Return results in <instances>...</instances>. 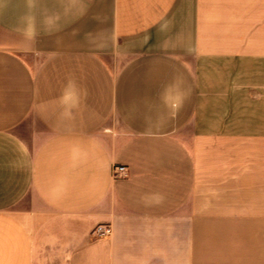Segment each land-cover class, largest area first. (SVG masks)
<instances>
[{
	"label": "crops",
	"instance_id": "0c3cea01",
	"mask_svg": "<svg viewBox=\"0 0 264 264\" xmlns=\"http://www.w3.org/2000/svg\"><path fill=\"white\" fill-rule=\"evenodd\" d=\"M0 264H264V0H0Z\"/></svg>",
	"mask_w": 264,
	"mask_h": 264
},
{
	"label": "built area",
	"instance_id": "2783aa9c",
	"mask_svg": "<svg viewBox=\"0 0 264 264\" xmlns=\"http://www.w3.org/2000/svg\"><path fill=\"white\" fill-rule=\"evenodd\" d=\"M127 169L128 168L125 165H116L113 170L114 175L116 177H122L126 175ZM112 233H113V228L111 224L100 223L93 228L91 232V238L93 240H101V239L108 238L109 236L112 235Z\"/></svg>",
	"mask_w": 264,
	"mask_h": 264
}]
</instances>
